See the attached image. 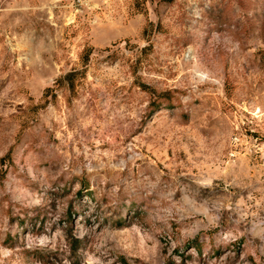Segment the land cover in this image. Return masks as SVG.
<instances>
[{"label": "rangeland", "instance_id": "rangeland-1", "mask_svg": "<svg viewBox=\"0 0 264 264\" xmlns=\"http://www.w3.org/2000/svg\"><path fill=\"white\" fill-rule=\"evenodd\" d=\"M0 264H264V0H0Z\"/></svg>", "mask_w": 264, "mask_h": 264}]
</instances>
